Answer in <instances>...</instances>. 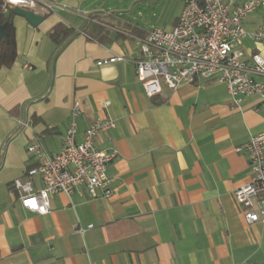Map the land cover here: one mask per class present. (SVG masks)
I'll return each instance as SVG.
<instances>
[{
    "label": "crops",
    "instance_id": "crops-1",
    "mask_svg": "<svg viewBox=\"0 0 264 264\" xmlns=\"http://www.w3.org/2000/svg\"><path fill=\"white\" fill-rule=\"evenodd\" d=\"M49 1L64 9L36 7L45 18L38 27L13 18L18 57L0 70V264H264V226H249L234 199L253 177L239 150L264 132L259 99L237 105L214 80L164 87L150 98L136 62L140 39L151 29L115 15L111 0ZM174 1L172 29L184 7V0ZM261 17L258 11L245 25L253 32ZM58 23L75 30L64 48L49 37ZM94 25L108 30L101 42L84 33ZM247 39L238 47L245 50ZM255 49L264 56V46ZM76 101L78 141L97 119L116 121L96 142L118 151L108 168L113 196L58 193L50 214L28 212L13 186L34 163L28 147L39 143L58 153ZM33 183L41 189L38 178Z\"/></svg>",
    "mask_w": 264,
    "mask_h": 264
},
{
    "label": "built area",
    "instance_id": "built-area-1",
    "mask_svg": "<svg viewBox=\"0 0 264 264\" xmlns=\"http://www.w3.org/2000/svg\"><path fill=\"white\" fill-rule=\"evenodd\" d=\"M0 2L4 12L9 8L32 11L38 6L47 13L64 9L49 0ZM258 11H262L259 27L251 33L246 32V21ZM247 38L256 46H264V0H245L237 6L224 0H184L179 21L171 31L153 28L140 39L141 57L136 62L138 80L150 98L160 95L164 87L177 91L198 80H214L226 85L235 104L240 105L246 97L256 96L259 108L264 110V56L257 49L246 52L238 47ZM121 60L111 58L109 62ZM109 107L110 102H106L105 112ZM81 115V104L76 101L58 153L49 154L39 143L28 147V154L36 166L28 168L26 180L17 179L13 183L26 211L50 214L51 199L58 193L71 196L85 189L89 192L100 190L106 199L113 196L108 168L117 159L118 151L101 149L96 142L116 129V121L109 116L97 119L78 141ZM20 124L27 126L24 121ZM239 151L247 157L253 177L234 192V199L249 226H264V132L254 136ZM35 178L42 184L37 191L33 183ZM91 228L93 226L88 227ZM85 231L83 228L77 230L80 234Z\"/></svg>",
    "mask_w": 264,
    "mask_h": 264
},
{
    "label": "rangeland",
    "instance_id": "rangeland-1",
    "mask_svg": "<svg viewBox=\"0 0 264 264\" xmlns=\"http://www.w3.org/2000/svg\"><path fill=\"white\" fill-rule=\"evenodd\" d=\"M110 2L116 9L114 10L115 15L145 29L160 28L170 31L178 10L174 0H111ZM82 23V20L77 19L73 25L78 29ZM117 25L128 29L124 23H117ZM245 29L248 33L253 30L249 25H245ZM255 48L256 45L248 39L244 42L246 51Z\"/></svg>",
    "mask_w": 264,
    "mask_h": 264
},
{
    "label": "trees",
    "instance_id": "trees-1",
    "mask_svg": "<svg viewBox=\"0 0 264 264\" xmlns=\"http://www.w3.org/2000/svg\"><path fill=\"white\" fill-rule=\"evenodd\" d=\"M14 17V9L9 8L7 12H4L2 3L0 2V25H10L8 36L0 44V70L12 67L18 57L16 29L12 22ZM84 33L90 38L101 42L106 38L108 30L100 25H94L93 27L86 28ZM73 35V30L63 23H58L49 31L50 39L55 44L62 45L63 48L69 43ZM34 166H36L35 163L30 165L29 168Z\"/></svg>",
    "mask_w": 264,
    "mask_h": 264
},
{
    "label": "water",
    "instance_id": "water-1",
    "mask_svg": "<svg viewBox=\"0 0 264 264\" xmlns=\"http://www.w3.org/2000/svg\"><path fill=\"white\" fill-rule=\"evenodd\" d=\"M14 14L15 16L25 18L29 26L34 28L38 27L45 20L43 16H40L33 11L24 10L21 8H14ZM9 30V24L0 25V44L8 36Z\"/></svg>",
    "mask_w": 264,
    "mask_h": 264
}]
</instances>
